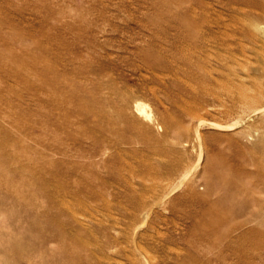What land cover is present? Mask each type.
I'll use <instances>...</instances> for the list:
<instances>
[{
	"label": "rangeland",
	"instance_id": "obj_1",
	"mask_svg": "<svg viewBox=\"0 0 264 264\" xmlns=\"http://www.w3.org/2000/svg\"><path fill=\"white\" fill-rule=\"evenodd\" d=\"M255 1L0 0V264H264Z\"/></svg>",
	"mask_w": 264,
	"mask_h": 264
},
{
	"label": "bare ground",
	"instance_id": "obj_2",
	"mask_svg": "<svg viewBox=\"0 0 264 264\" xmlns=\"http://www.w3.org/2000/svg\"><path fill=\"white\" fill-rule=\"evenodd\" d=\"M255 1V0H254ZM256 2V1H255ZM257 4H258V2H256ZM257 29H259V28H257ZM229 182V181H228Z\"/></svg>",
	"mask_w": 264,
	"mask_h": 264
}]
</instances>
